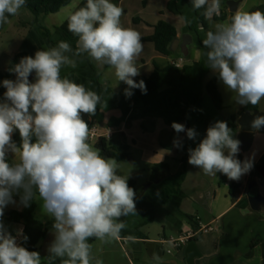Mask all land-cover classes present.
<instances>
[{"label":"clouds","instance_id":"9594fccd","mask_svg":"<svg viewBox=\"0 0 264 264\" xmlns=\"http://www.w3.org/2000/svg\"><path fill=\"white\" fill-rule=\"evenodd\" d=\"M26 0H0V26L24 7ZM193 9L211 21L221 15V0H191ZM124 9L111 0H86L68 17L67 27L78 39L73 49L66 41L34 56H24L9 71L15 80L4 79L0 100V264H41L37 251L18 243L28 237L19 230L11 234L4 226V210L17 201L29 207L42 201V213L51 218L54 239L48 259L60 264H103L92 254L89 240L119 241L127 227L121 219L137 215L136 192L128 176L117 174L119 163L104 157L89 143L90 129L82 114L96 115L101 96L82 83L61 77L64 66L77 67L76 57L84 53L101 65L115 70L118 81L146 94L136 60L143 51L140 32L121 23ZM190 23V21H186ZM208 67L226 89L235 93L240 106L257 105L264 99V11L237 10L229 19L216 23L202 40ZM35 73L34 81L29 77ZM107 107V101H103ZM176 133L186 132L195 140L194 128L173 122ZM250 129H264V115L250 121ZM18 131L19 144L13 139ZM175 147L181 142L174 140ZM241 141L226 121H216L195 148L188 149V164L205 175L220 173L239 181L253 168L252 158L237 156ZM17 158L10 162L9 158ZM227 186V185H226ZM159 195V194H157ZM154 259L158 257L153 254Z\"/></svg>","mask_w":264,"mask_h":264},{"label":"crops","instance_id":"0c3cea01","mask_svg":"<svg viewBox=\"0 0 264 264\" xmlns=\"http://www.w3.org/2000/svg\"><path fill=\"white\" fill-rule=\"evenodd\" d=\"M136 1V4L134 2L129 5L130 8H126L124 0H111L124 9V15L121 17L124 27L133 28L140 32L141 37H147L153 34V26L159 21H165L175 28L179 44L182 39L186 42L190 40V44L181 69H174L170 65L171 62L183 56L179 48L172 55L164 56L155 50L152 43L142 42L143 51L136 60L140 75L134 79L149 77L155 68H158L162 82L150 93L130 101L129 97L125 96L128 86L118 81L115 70L92 60L87 53H84L85 57H76V68L62 67V78L67 77L76 83H82L101 96L102 103L97 105L96 115L88 117L87 122L93 121L100 133H113L112 144L127 147L129 159L126 163L139 167L141 172L137 179H128L136 183L137 215L121 219L127 224L122 231L139 228L143 238L121 237L119 241H114L116 246H111L112 242L103 243L97 239H90L89 243L92 248L98 245L100 256H106L107 261L103 264H119L120 253L125 252L126 255L128 252L124 239L157 243L161 238L176 237L184 230L211 228L200 232L197 238L179 250L166 252L168 257L165 260L163 247L157 259H154L153 253L150 254L153 259H150V256L143 252L140 255L134 254L133 258L127 259L125 256V260L128 264H264V210L252 211L247 200L249 184L264 198V178L250 183L251 169L239 181H230L220 173H217V176L205 175L202 170L188 164V149L195 148L206 136L207 128L216 121H226L233 129L235 138L239 134L237 120L244 106L235 102V93L226 89L218 79L216 86L222 99V109H216L206 85L217 74L210 68L206 73L202 72V68L207 66L204 55L207 49L202 44L206 32L214 30L216 23L229 19L235 13H229L227 1L224 4L221 2V15L213 17L211 21L205 19L208 30L198 26L194 31L190 30L189 26L196 25L198 17L185 0ZM247 1L240 0L237 10L254 9L244 8ZM80 2L81 0H78L74 7L69 8L60 21L51 27L40 22L41 16L37 19L38 24L34 22V17L29 22L20 23L21 29L17 32L22 37V45L10 61L21 53L34 56L38 49L52 48L47 40L46 30L52 31L60 26ZM63 11L65 7L53 15ZM222 15L225 17L221 18ZM9 62L2 71L7 68ZM102 85L107 86L113 95L106 92ZM0 87H3L2 82ZM103 101H107V107H104ZM255 106L257 111L264 113V99ZM233 117H236L234 122ZM173 122L185 125L186 129L194 128L197 132L195 140L188 139L186 132L176 133L171 127ZM259 137L264 138V132L255 133L253 140ZM174 140H179L182 146L175 147ZM248 151L240 150L237 159L243 161L252 158L256 165L264 154V144L254 154H248ZM16 159L9 158L10 162H15ZM160 164H166L167 169L154 174L152 167ZM141 178L147 184L144 187L137 181ZM236 184L239 185L238 188H231ZM169 196L165 203L157 202ZM17 198L19 196L14 195L17 204H10L4 211L25 212L27 207L19 205ZM33 203L34 217L36 200H33ZM184 216L191 217L195 226ZM34 219L37 220L35 217ZM47 221L43 219L39 222ZM153 225H156L159 231L151 236ZM23 228V223L7 224V230L13 235L19 230L23 232ZM53 239L50 231L36 245V251H40L44 260L49 255L47 249ZM21 240L22 237L18 236L19 244ZM52 264H60L59 259L53 260Z\"/></svg>","mask_w":264,"mask_h":264},{"label":"trees","instance_id":"16d2710c","mask_svg":"<svg viewBox=\"0 0 264 264\" xmlns=\"http://www.w3.org/2000/svg\"><path fill=\"white\" fill-rule=\"evenodd\" d=\"M226 1L228 0H221L222 4H224ZM71 2L72 0H26V4L24 7L27 8L31 12V14L34 17V22L38 24L37 19L39 16L56 14L62 8L68 6ZM185 2L192 10H194V12L196 13V16L198 17V23L196 25H190L189 29L196 31L198 26H200L204 30H208L205 18L202 15L204 9L195 10L192 7L191 0H185ZM85 5H86V0H81L79 5L73 10V12L78 10L80 7H84ZM257 9L264 11V6L263 5L258 6L254 9H251L250 11H255ZM224 17H225L224 15L221 16V18H224ZM134 22H137V20H134ZM67 23H68V18L60 26L55 27L52 31L46 30L47 40L53 47L56 46L59 41L63 40V41L68 42L71 45V47L75 49L76 41L78 38L68 30ZM153 28H154L153 34L147 37H142V42L152 43L154 45L155 50L164 56L172 55V52L170 51V45L172 41L176 38L175 28L165 21H159L155 26H153ZM24 56H28V55L25 53L18 54L9 62L7 68L4 71H0V82H2L4 79H13V73H11L9 69L14 64L18 63L19 60ZM82 57H85V54H83ZM208 70H209L208 65L202 68L203 73H206ZM140 80H143L145 82L146 88H147L146 94H148L152 90H154L158 84L162 82L160 70L158 68H155L151 76L136 78L137 82H139ZM217 80H218V76L216 75L207 83L206 89L216 109L221 110L222 109V99H221L220 93L218 92V89L216 86ZM95 81L98 82L97 79H95ZM102 87L106 92L113 95V93L107 86L102 85ZM5 91L6 89L4 87H0V100L3 99V93ZM132 92L133 94L129 97V101L137 97L146 95V94H143L139 89H133ZM246 110L255 111L257 110V107L249 104L243 107L242 112ZM235 119L236 117H233L232 121L234 122ZM119 136L121 137V134H119ZM13 139L19 144L20 137H19L18 131L13 135ZM95 148H99L101 155L104 157L116 158L118 163L127 162L129 159L128 154H127V147H125L124 145L114 146L111 140L99 138L95 142ZM163 169H167L166 164H160V165L153 166L152 172L154 174H157L160 170H163ZM260 178H264V154L260 157L258 163L253 166L250 172L249 181L250 183H253L256 179H260ZM128 184L130 187H132L135 190L136 198H137V189H136L135 181L128 180ZM233 187L238 188L239 185L237 184L232 185L231 188ZM169 198L170 196L166 198L165 200H157V202L165 203ZM17 199L19 200V198ZM34 207L35 206L32 201L30 206L27 207L25 212L4 211V216H3V223L6 229H7V224L9 223H23L24 225L23 234L28 237V240L24 241L22 239L21 246L26 247L29 251H36V245L38 241L43 239L48 232L52 231V223H53L52 219L48 220L45 223H41L35 220L33 217ZM184 217H186L188 221L191 222L192 226H195V221H193L191 217L189 216H184ZM120 236L131 238V239H134V238L142 239L143 238V235L140 232L139 228H135L133 230L121 231ZM94 239L95 238H92L91 241H93ZM47 257L42 262V264H52V261H49Z\"/></svg>","mask_w":264,"mask_h":264},{"label":"rangeland","instance_id":"374dc122","mask_svg":"<svg viewBox=\"0 0 264 264\" xmlns=\"http://www.w3.org/2000/svg\"><path fill=\"white\" fill-rule=\"evenodd\" d=\"M76 2H78V0H72V2L68 6L65 7V11H63L60 14L41 15L40 22L45 24L47 27H51V25L58 23V21H60V18L64 16L65 12H67L69 8H73ZM134 2L136 4L137 1L136 0H124L125 7L130 8L129 5ZM259 5H264V0H248L244 8H256ZM32 17L33 15L31 14V12L27 8L22 7L19 10V13L17 15L9 17V22L7 24L0 26V71H2L6 67L7 63L10 61V59L15 55V53L18 51V49H20L22 45V40H21L22 37L17 32V30L21 29L20 23L29 22ZM181 58L185 59V57L183 56H181ZM95 142H96V139L89 140V143L92 144L94 147H95ZM263 144H264V138L259 137L258 139H254L252 146L250 150L248 151V154L256 153V151L260 149V147ZM119 165L120 166L117 170V174L125 176V177L128 176V179H130L131 177H136L137 179V177H139V175L141 174L139 167L132 166L126 162L119 163ZM137 181L138 183H141L143 187L147 185L145 184L142 178L138 179ZM35 200H36L37 207H36L34 217L39 221H42L43 219H47V220L51 219L42 213V209H41L42 201L38 199H35ZM153 226L154 227L152 229L151 236L155 235L159 231L156 225H153ZM112 244H114V241H112L111 246ZM162 247L164 250L163 260H165L168 257L166 255V252L167 250L171 249V247L167 244L163 245ZM116 249L118 250V247H116ZM99 251L100 250H99L98 245L92 248L93 256L96 259L102 260L103 262L107 261L106 256L104 257L100 256ZM37 252L40 253V251H37ZM40 256H41V253H40ZM125 256H127V259L130 258L127 252H126V255H125V252L120 253L119 264H128L127 261L125 260L126 258ZM143 258H145V256ZM41 259H42L41 262L44 261V258L42 256H41Z\"/></svg>","mask_w":264,"mask_h":264},{"label":"water","instance_id":"95a60500","mask_svg":"<svg viewBox=\"0 0 264 264\" xmlns=\"http://www.w3.org/2000/svg\"><path fill=\"white\" fill-rule=\"evenodd\" d=\"M239 3L240 0L238 1L229 0L226 2V6L230 14L236 12ZM189 44H190V40L189 42H186L184 39H182L181 44H179V40L175 38L170 45V51L174 53L179 48L181 54L184 57H186ZM13 78L14 80L16 78L14 73H13ZM34 79H35V73L30 75L29 77L30 81H33ZM257 115H264V113L259 112L257 110L255 111L246 110L240 114L237 120V125L239 130L237 139L241 141L242 152L248 151L249 148L251 147L255 133L250 129L249 124L250 121L254 119V117ZM82 116L86 121L88 120V116L86 114H82ZM260 132H264V129H261ZM247 200L249 207L252 211L260 212L264 210V198L256 191V189L253 187L252 184H249L247 188ZM127 245H128L127 254L130 258H133L134 254L140 255L143 252L149 256L151 253L153 254L155 253L156 256H160L162 253V246L153 242H141V241L129 240ZM150 259H153L152 255L150 256Z\"/></svg>","mask_w":264,"mask_h":264},{"label":"built area","instance_id":"2783aa9c","mask_svg":"<svg viewBox=\"0 0 264 264\" xmlns=\"http://www.w3.org/2000/svg\"><path fill=\"white\" fill-rule=\"evenodd\" d=\"M183 59L180 57L176 61L171 62V66L175 69H181ZM89 129H90V139L89 140H94V139H99V138H104L106 140H111L113 133L111 132H106V133H100L98 131V128L96 124L93 121H88ZM208 230H211V228H203V230H196V229H188L182 231L178 236L173 237V238H161L157 244L160 246H163L165 244L169 245L171 249L167 250V253H171L172 251L179 250L183 246H185L189 241L197 238L200 234V232H206ZM129 240L124 239L123 242L124 244H127Z\"/></svg>","mask_w":264,"mask_h":264}]
</instances>
